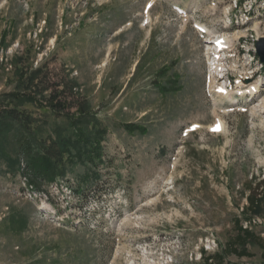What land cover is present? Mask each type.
Returning <instances> with one entry per match:
<instances>
[{
  "label": "rangeland",
  "instance_id": "374dc122",
  "mask_svg": "<svg viewBox=\"0 0 264 264\" xmlns=\"http://www.w3.org/2000/svg\"><path fill=\"white\" fill-rule=\"evenodd\" d=\"M216 36L229 63L213 60ZM262 38L264 0H0V115L31 119L0 138V264H218L202 253L222 254L236 220L264 239ZM219 65L241 103L215 92ZM96 132L99 159L80 138ZM36 161L56 173L42 193L27 185ZM262 253L247 241L221 264Z\"/></svg>",
  "mask_w": 264,
  "mask_h": 264
},
{
  "label": "trees",
  "instance_id": "16d2710c",
  "mask_svg": "<svg viewBox=\"0 0 264 264\" xmlns=\"http://www.w3.org/2000/svg\"><path fill=\"white\" fill-rule=\"evenodd\" d=\"M41 70L36 69L34 72V75H37ZM37 80V76H32L30 78V85L34 84V82ZM59 86L56 85V88L53 90L52 94L53 96L50 98L51 104H53L57 108H62L65 103L64 99L68 98L66 96L67 91H72L71 86L69 83L64 82V88L58 89ZM14 96L15 93H12ZM62 96H65L64 99H62ZM60 98V99H59ZM56 102V103H53ZM27 120V124L31 123V119L28 115H25V113H21L18 109H12L9 111H2L0 115V138L2 134L5 133H10L11 131L18 132L20 129H15L14 126L17 122L21 120ZM13 129V130H12ZM93 130V127L92 129ZM80 138H83L86 143V155H88L90 152L92 156H95V159H99L103 156L101 145L103 142H105L106 138L104 134H98L97 132L93 135H85L83 136L80 135ZM66 142L63 140H57L54 141V145L49 146L48 153L56 156L58 154V148L63 146ZM51 147H54L51 149ZM94 159V160H95ZM93 160V161H94ZM92 161V162H93ZM6 164L8 167L9 172L12 175H16L19 173V168H20V163L18 159H11V158H6ZM31 168V166H29ZM51 167L47 161H36L33 163L32 169L30 170L34 175L28 177V183L27 185L33 186V188L38 191L39 193L43 192V187L49 182L50 180L53 181L55 178L56 173H50ZM97 170V167H96ZM96 172V171H95ZM97 174L95 175L94 173H90L89 177H97L99 176V170L96 172ZM58 174V173H57ZM24 176V175H23ZM260 185H258L259 188ZM92 187H95V189L99 188L100 185H98V182L94 183ZM89 192V191H87ZM96 193L97 190H95ZM264 193V189H263ZM78 196L84 197V192L80 193ZM257 195H252L249 196V206H248V212L251 210H254V214L256 211L260 210V205L261 200L255 198ZM236 226H238L237 233L234 236L232 240L227 242L225 244V248L222 252V254H214L213 256H205L206 253H202V257H204L207 261L215 262L216 257L218 256V264L223 263L225 255H231L234 254L237 257H244L248 256L247 254V241L254 242L260 249L263 250L264 254V239L257 234L254 233L249 227H244L241 225V222L239 220L235 221ZM241 247V248H240Z\"/></svg>",
  "mask_w": 264,
  "mask_h": 264
},
{
  "label": "bare ground",
  "instance_id": "6f19581e",
  "mask_svg": "<svg viewBox=\"0 0 264 264\" xmlns=\"http://www.w3.org/2000/svg\"><path fill=\"white\" fill-rule=\"evenodd\" d=\"M217 39L215 40V41H218V37H216ZM223 38H224V40L222 41V43H221V46H223V47H232L233 45H230V44H232L231 42V40H228V39H225V37L223 36ZM240 38V37H239ZM220 60V59H219ZM215 63V62H214ZM258 85H254V86H251V87H249L248 89H250V91L248 90V91H246L247 92V94H249V93H254L257 89H258V87H257ZM260 91V90H259ZM257 93V92H256ZM224 96H227V95H229L228 94V92H226V93H224L223 94ZM227 99H229V98H227Z\"/></svg>",
  "mask_w": 264,
  "mask_h": 264
},
{
  "label": "water",
  "instance_id": "95a60500",
  "mask_svg": "<svg viewBox=\"0 0 264 264\" xmlns=\"http://www.w3.org/2000/svg\"><path fill=\"white\" fill-rule=\"evenodd\" d=\"M256 50L262 62H264V38L257 41Z\"/></svg>",
  "mask_w": 264,
  "mask_h": 264
},
{
  "label": "built area",
  "instance_id": "2783aa9c",
  "mask_svg": "<svg viewBox=\"0 0 264 264\" xmlns=\"http://www.w3.org/2000/svg\"><path fill=\"white\" fill-rule=\"evenodd\" d=\"M245 227H247V225H245Z\"/></svg>",
  "mask_w": 264,
  "mask_h": 264
}]
</instances>
